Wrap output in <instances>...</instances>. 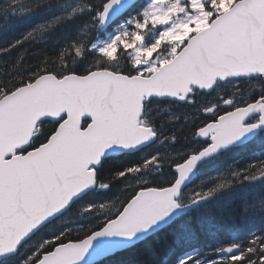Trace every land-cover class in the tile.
Returning a JSON list of instances; mask_svg holds the SVG:
<instances>
[{"label": "snow or ice", "instance_id": "1", "mask_svg": "<svg viewBox=\"0 0 264 264\" xmlns=\"http://www.w3.org/2000/svg\"><path fill=\"white\" fill-rule=\"evenodd\" d=\"M121 3L100 0L69 15L94 11L92 20L104 25ZM128 24L131 29L99 50L103 62L90 55L95 43L70 42L56 56L16 71L25 49L0 70V256L15 253L82 197L116 187L121 195L82 204L84 218L100 221L95 226L80 225L75 236L72 229L48 228L46 238L25 245L32 250L22 264H82L97 239L131 240L174 210L227 187L220 182L186 203L180 198L198 160L264 131V0H149ZM22 43L0 49V56ZM121 53L124 65L113 66ZM225 84L230 87L222 90ZM173 102L191 115L181 111L161 122ZM188 138L198 141L197 149L154 152L140 164L101 175L110 153L152 141L170 147ZM233 175L240 180L242 173ZM260 177L264 161L243 173V180ZM215 252L223 255L207 264H264V234ZM176 264L202 261L193 253Z\"/></svg>", "mask_w": 264, "mask_h": 264}, {"label": "trees", "instance_id": "2", "mask_svg": "<svg viewBox=\"0 0 264 264\" xmlns=\"http://www.w3.org/2000/svg\"><path fill=\"white\" fill-rule=\"evenodd\" d=\"M58 1L0 0V49L11 48L16 41H23L22 44H17L15 48H12L9 54L0 56V70L7 71L14 63L16 55L25 49L27 50L25 62H22L16 71H21L27 66L37 65L45 55L49 57L56 56L70 42L84 43L85 46H90L98 34L103 33L99 31L97 22L92 20V16L95 14L94 11L75 15L72 20L65 22L58 20L52 23V21H45L43 18H30L31 15L41 14L48 9L55 8L58 5ZM81 1L85 6L100 2V0ZM223 2L226 4L227 1L223 0ZM143 3L144 0H141L133 11H136ZM85 19L93 23H86L84 22ZM40 25L43 27L38 28ZM28 32H32V36L25 40L24 37ZM95 54L97 55L93 57L94 61H104L105 57L100 52L93 50L90 55ZM125 59V53H121L120 60L113 66L122 67ZM173 104L174 106L169 111L163 112L158 117L161 122H166L169 115L181 111H187L191 115V109L185 108L182 103L178 104L173 102ZM170 126L165 125V132L167 127ZM253 143L252 141L244 146H239L241 148L239 153L241 154L242 148H250ZM197 146V140H193L192 142L191 138L181 139L179 142L167 147V150L163 153L174 155L178 151L187 152L190 149H197ZM235 155L236 153L229 154L230 157ZM138 160L139 156L135 152L126 153L119 157L106 158L100 169L101 175H111L118 170H123L125 167L140 164ZM254 160L253 156L250 160L251 163ZM250 161L244 158L243 160H239V163L234 162L235 164L233 163V166L235 165L234 168L243 169V164L250 163ZM231 165L230 160H223L218 167L224 169L226 166L225 169L229 167L231 169ZM223 175H226V179L224 180ZM228 175L229 170L225 171L221 176L217 175L209 179V184L206 183V186L201 187V190H207L209 186H214L220 182L227 184V187L229 186L228 189L224 187L214 193L211 196H215L214 199L209 197L204 203L193 207L195 210L192 208L188 212L182 213L169 225L158 230L156 233L149 235L147 238L130 247L118 250L93 264H176L179 258L193 253L197 254V258H202L201 261L204 259H214L216 256H219L215 252V249L223 247L230 242H240L242 240L241 242L244 241L246 243V240L254 233L263 234L264 230L260 228L254 232L250 231L251 226L261 223L250 211L245 210H252L251 206L255 201L243 202L237 192L238 188L233 187V184L229 183ZM115 193L118 196L121 195L116 187H112L110 190L95 191L85 196L83 201H88L93 194L101 198ZM89 225L95 226L96 224L84 223V230H87ZM76 231H73L72 227L71 235L75 236L77 234ZM80 233L83 235V230ZM226 233L229 235L226 236ZM243 235L245 238H241Z\"/></svg>", "mask_w": 264, "mask_h": 264}, {"label": "rangeland", "instance_id": "3", "mask_svg": "<svg viewBox=\"0 0 264 264\" xmlns=\"http://www.w3.org/2000/svg\"><path fill=\"white\" fill-rule=\"evenodd\" d=\"M227 1V0H226ZM149 3V0H145L144 4L139 6L137 10L132 14L126 17L123 20L118 21L113 28L107 33L103 35H98L97 38L94 40L93 43L97 45V51L100 49L104 48L105 45L111 43L114 41L116 36L121 35L122 33L125 32V29H131L132 25L128 24V20H130L133 16H136L139 12H141ZM58 5L55 6V8L48 9L47 11L41 13V14H36V15H31L30 18L32 19H44L45 21H67V20H72L75 15L83 14V13H89V11L85 10L82 12H76L75 14L69 15L70 13H73L74 9H83L85 8V4L81 0H66L64 3L60 2V0L57 3ZM59 19L57 20V18ZM84 22L86 23H93L89 21L88 19H85ZM112 27V26H111ZM110 27V28H111ZM123 39L127 38V35L125 34ZM149 40L151 37L148 38ZM92 43V44H93ZM115 49L113 50V53H115ZM100 52V51H99ZM230 85H222L221 89L229 88ZM256 145L258 148L257 151L259 153L264 154V137H260L258 141H255ZM167 150V146H165V151ZM223 169V168H221ZM225 169V168H224ZM229 170L230 174V169H225L222 171V174ZM238 170L236 169V172ZM220 173V171L216 172L213 171L211 168H205L204 169V176H205V181H209V179L214 178ZM228 174V173H227ZM196 182H199V180H196ZM202 183V182H201ZM230 183L232 184V180H230ZM198 184V183H197ZM202 185V184H201ZM237 192L239 194V191L241 190L243 192L244 198H241L243 202H248V201H255V203L251 206L252 210L245 209L247 211H250L253 216H255L261 223L259 224H254L251 226V232L257 231L258 228L261 230H264V177H260L255 180H251L250 182L243 183V184H238L236 186ZM195 188H198V185ZM201 191L197 190L196 192ZM189 193V191H188ZM115 195H118L115 193ZM190 196L188 197V199ZM212 199L215 198V196L211 197ZM209 199V198H207ZM224 201V199H223ZM219 204V203H218ZM71 213H66L64 216L58 218L54 223L50 224L45 232H43L40 236L36 237L31 243L25 244V245H31L32 243H39L43 239V235L45 236L46 234L49 235L48 228H52L55 231H60L63 230L67 227H70L72 224H74L75 221L82 223H88V224H98V220L96 219H87L82 216V204L79 202L78 204H75V206L72 208ZM83 225V224H82ZM235 241V240H232ZM185 244V243H184ZM26 247V246H25ZM27 248V247H26ZM204 263H207L206 261H202Z\"/></svg>", "mask_w": 264, "mask_h": 264}, {"label": "water", "instance_id": "4", "mask_svg": "<svg viewBox=\"0 0 264 264\" xmlns=\"http://www.w3.org/2000/svg\"><path fill=\"white\" fill-rule=\"evenodd\" d=\"M138 1L139 0H122V3L112 10V12H111L108 20L106 21V23L104 25H101V29L104 30V29L108 28L111 24H113L116 20H118L123 14L128 12ZM258 133L259 132L247 133L244 136L240 137L238 140H236L230 144L224 145V146L218 148L216 151L210 153L209 155L202 157L200 160H198L196 162L195 167L192 169L190 175L185 180L183 187H185L191 181V179L195 175L196 166L199 163H201L202 161L206 160L209 157L217 155L219 152L224 151L230 147H233V146H236L238 144H242V143H246V142L250 141ZM149 144L150 143L143 144L141 146H138V147H136L134 149H130V150H122V151H119L116 153H110L105 157V159L109 158V157H117V156L119 157V156L126 154V153L136 152V151L146 147ZM188 208H183V209L178 208V209L174 210L173 213H171L168 217H165L164 220L158 221L157 224L153 225L152 228L149 229L147 232L137 233L136 236L131 240H127L123 237H116V236H112V237L104 236V237L97 239L94 242V246L88 252L87 257L82 262V264H91L97 260L102 259L105 256H108V255L114 253L117 250L123 249L127 246L134 244L137 241L142 240L144 237L149 236L150 234L155 232L158 228H160V227L168 224L172 220H174L179 214H181L182 212H185ZM43 227H45V226H43ZM43 227H41L40 229H42ZM18 250L15 253H12V254H9L6 256H0V260H2L4 257L15 255L18 252Z\"/></svg>", "mask_w": 264, "mask_h": 264}, {"label": "flooded vegetation", "instance_id": "5", "mask_svg": "<svg viewBox=\"0 0 264 264\" xmlns=\"http://www.w3.org/2000/svg\"><path fill=\"white\" fill-rule=\"evenodd\" d=\"M175 103H177V102H175ZM179 104V103H178ZM192 141H193V139H192ZM156 142V141H155ZM152 146V144H149V145H147L146 147H144V148H142V149H140V150H138V151H136L135 153L139 156V162L140 163H142L143 162V160L144 159H146L148 156H150L151 155V153H152V150H150V147ZM151 148H156L157 149V152H164L165 151V147H164V145H158V144H156V145H154L153 147H151ZM197 148H198V146H197ZM195 150V149H194ZM240 150L241 149H239V148H237V147H235V148H232V149H230L229 151H227V152H225L223 155H222V157H224V156H227L228 158H229V160L231 161V163H232V165H231V169H230V171H231V173L228 175L229 176V180H232V183L233 182H237L238 184H240V183H243L244 182V180H243V173H244V171L246 170V169H248V166L250 165V164H253V163H258V162H260V161H263L264 159V156L262 155V153H259L257 150L258 149H255V148H252V147H250V148H247V149H244V148H242V152H241V154L239 153L240 152ZM230 153H236L237 154V156H235L234 158L233 157H230L229 156V154ZM253 156H254V161L251 163V159L253 158ZM217 158H219V156H216V157H213V158H209V159H207L205 162H203L200 166H199V168H198V171H199V173H198V176H197V180H199V181H201V182H203V181H205V176H204V169L205 168H211L213 171H215V173L216 172H218V171H220V173L218 174V175H222V171H224L225 169H222L221 170V168H219L218 166L220 165V160H218ZM249 159V161H250V163H247V164H243L244 165V168L243 169H240V168H234V166H233V163L235 162V163H239V160H243V159ZM212 160H214V162L212 161ZM234 163V164H235ZM229 167V166H228ZM230 168V167H229ZM229 168H227V169H229ZM236 169L238 170L237 172H241L242 173V176H241V179L240 180H237L236 179V177L233 175V173H235L236 172ZM223 177V180L224 179H226V175H223L222 176ZM248 182H250V181H248ZM187 191V195L185 196V203L187 202V199H188V197L189 196H191L192 194H195L196 193V191H194V187H193V183H192V185L191 186H189L187 189H184V190H182V192L181 193H184V192H186ZM188 191H189V193H188ZM239 195H240V197L241 198H244V196H243V192L240 190L239 191ZM118 195H115V194H112V195H110V197L109 198H107V199H111V198H114V197H117ZM104 200H106V199H104ZM182 201H184L183 199H181ZM86 202V201H85ZM85 202H83V203H85ZM83 203H81V204H83ZM204 203V202H203ZM54 222V221H53ZM53 222H51V223H53ZM50 223V224H51ZM49 224V225H50ZM162 229V228H161ZM46 230V228H44V229H42V230H40L35 236H33L27 243H31L36 237H38V236H40L44 231ZM160 230V229H159ZM158 231V230H157ZM26 243V244H27ZM24 248H25V245H24Z\"/></svg>", "mask_w": 264, "mask_h": 264}, {"label": "bare ground", "instance_id": "6", "mask_svg": "<svg viewBox=\"0 0 264 264\" xmlns=\"http://www.w3.org/2000/svg\"><path fill=\"white\" fill-rule=\"evenodd\" d=\"M66 0H60V2H62V3H64ZM115 23V22H114ZM192 111V110H191ZM260 137H264V132H263V134L260 136ZM259 137V138H260ZM259 138H257V139H255V141H258L259 140ZM254 141V143H253V145L251 146L252 148H255V149H260V148H258L257 147V145H256V142ZM193 142V141H192ZM156 144H158L157 142H152V146L151 147H153L154 145H156ZM159 145V144H158ZM150 147V150H152V153H151V155L154 153V152H157V149L156 148H151ZM165 147V146H164ZM262 155L264 156V154L262 153ZM264 159V158H263ZM264 161V160H263ZM205 162V161H204ZM203 163V162H202ZM202 163H200L198 166H196V169H195V175L193 176V178L191 179V181L185 186V187H183L182 188V190H184V189H187L189 186H191L192 185V183H193V187H196L197 185H198V188H195L194 189V191H197V190H201V187H203L206 183H208L209 181H203L202 183H201V181H199V182H196V178H197V176H198V173H199V171H198V168H199V166L202 164ZM231 173V172H230ZM198 183V184H197ZM243 183H247V180H244V182ZM243 183H240V184H243ZM202 184V185H201ZM209 184V183H208ZM211 184V183H210ZM216 184V183H215ZM233 184V187H236L237 185H238V183L237 182H233L232 183ZM206 186V185H205ZM213 186V185H212ZM210 187V186H209ZM229 187V186H228ZM228 187H227V189H228ZM205 188V187H204ZM234 189V188H233ZM182 190H181V192H182ZM205 190V189H204ZM221 190V189H220ZM219 190V191H220ZM192 195H194V194H192ZM191 195V196H192ZM190 196V197H191ZM110 197V195H108V196H105V197H99L98 195L96 196V195H94L93 194V196L89 199V200H92V199H95V200H104V199H107V198H109ZM207 200V199H206ZM206 200H203V201H200L198 204H196V205H193V206H191V207H189L187 210H186V212H188V210H190V209H192L193 207H196V206H198V205H200V204H202L203 202H205ZM187 201H188V199H187ZM234 203V202H233ZM232 203V204H233ZM240 203V202H239ZM194 209V208H193ZM195 210V209H194ZM172 222V221H171ZM171 222H169L168 224H166V225H164V226H162V227H160V228H158L157 230H159V229H161V228H163V227H165V226H167V225H169ZM240 222V221H239ZM82 224H84V222L82 221V223H80V222H77V221H75L74 222V224H72V227H73V231L74 230H78V227L80 226V225H82ZM242 224V223H241ZM238 225H239V223H238ZM240 227H241V225H240ZM246 227V226H245ZM187 228V227H186ZM72 229V228H71ZM157 230L154 232V233H156L157 232ZM77 232V231H76ZM81 234V233H80ZM227 234V233H226ZM262 234V233H261ZM263 234H264V232H263ZM82 235V234H81ZM225 235V234H224ZM229 234H227L226 236H228ZM48 236V234H46V236H45V238ZM246 236V235H245ZM148 236H146V237H144L143 239H145V238H147ZM219 237H221V236H219ZM218 237V238H219ZM215 238V237H214ZM218 238H217V240H218ZM226 238V237H225ZM241 238H245L244 237V235L241 237ZM142 239V240H143ZM229 239V238H228ZM142 240H140V241H142ZM213 240V239H212ZM226 240H227V238H226ZM225 240V241H226ZM238 240H241V239H238ZM220 241V240H219ZM231 241V240H230ZM242 241V240H241ZM240 241V242H241ZM247 241V240H246ZM137 242H139V241H137ZM137 242H135V243H137ZM228 242V241H227ZM244 242V241H243ZM134 243V244H135ZM223 243V242H222ZM230 243H232V242H230ZM230 243H228V244H230ZM134 244H132V245H134ZM224 244V243H223ZM227 244V245H228ZM132 245H130V246H132ZM184 245H186V244H184ZM227 245H225V246H227ZM130 246H127V247H130ZM216 246V245H215ZM214 246V247H215ZM127 247H125V248H127ZM184 247H186V246H184ZM208 248V247H207ZM216 248H217V246H216ZM204 253V252H203ZM200 254H202L201 252H200ZM205 255V254H204ZM216 255V254H215ZM221 255H223V254H219V256H221ZM219 256L217 257H215L214 259H204V260H202V261H206V262H208V261H211V260H215V259H218L219 258ZM200 257V256H199ZM202 257H203V255H202ZM201 258V257H200ZM202 259V258H201ZM98 261V260H97ZM96 262V261H95ZM94 263V262H93ZM93 263H91V264H93ZM203 263V262H202ZM204 264H207V263H204Z\"/></svg>", "mask_w": 264, "mask_h": 264}]
</instances>
